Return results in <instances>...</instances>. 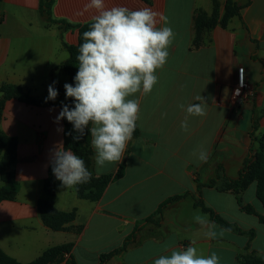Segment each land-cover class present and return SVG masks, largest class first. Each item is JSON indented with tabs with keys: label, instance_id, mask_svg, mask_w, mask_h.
I'll use <instances>...</instances> for the list:
<instances>
[{
	"label": "crops",
	"instance_id": "obj_1",
	"mask_svg": "<svg viewBox=\"0 0 264 264\" xmlns=\"http://www.w3.org/2000/svg\"><path fill=\"white\" fill-rule=\"evenodd\" d=\"M242 6L246 0H233ZM106 8L130 10L149 8L167 18L174 36L169 56L149 94L137 93L139 119L121 161L106 163L97 171L92 149L89 171L94 178L111 176L97 201L79 199L76 186L65 187L54 176V193L49 197L59 212L74 218L54 231L42 223L37 208L44 195V182L52 165V153L62 142L63 122H55L58 104L66 99L68 77L59 65L68 58V46L77 43V28L61 32L38 13V0H0V85L13 84L38 100L48 96L55 81L60 95L49 107L7 100L0 115V130L16 140L13 170L17 187L14 197L0 203V250L16 262L30 263L47 249L72 244L75 264H98L99 255L117 248L132 233L134 225L150 215L170 197L190 193L243 233L226 231L207 214L192 206L191 196L166 206L159 225L145 224L136 237L139 244L112 256L107 264H152L173 248L183 249L195 241L198 255L215 252L219 264H243L248 254L264 258V226L256 216L240 210L235 196L213 187H201L216 177L217 166L236 179L245 158L256 150L255 137L264 129V0H250L241 11L242 22L232 18L217 24L194 43L197 11L211 14V0H104ZM219 18L225 0H219ZM88 0H54L51 17L77 26L92 21L96 9H86ZM159 20V17H157ZM165 26L163 21L158 28ZM242 50L260 67L245 70ZM263 62V64L261 63ZM242 65L245 79L253 87L248 102H233L235 70ZM206 115L189 116L187 131L181 128L186 108L202 103ZM0 93V100H1ZM180 105H184L181 108ZM256 127L257 130H254ZM62 129V131H58ZM206 150V162L198 160ZM195 153V155H194ZM123 167L122 175L114 178ZM4 184L0 180V187ZM240 197L262 213L250 184ZM199 218V219H198ZM203 221V223H201ZM214 231L211 238L207 231ZM253 230L250 239L247 232ZM59 264H65L61 262Z\"/></svg>",
	"mask_w": 264,
	"mask_h": 264
},
{
	"label": "clouds",
	"instance_id": "obj_2",
	"mask_svg": "<svg viewBox=\"0 0 264 264\" xmlns=\"http://www.w3.org/2000/svg\"><path fill=\"white\" fill-rule=\"evenodd\" d=\"M85 8L96 9L97 14L93 17L90 30L83 33L84 42L76 57L79 64L74 78L76 84L64 85L66 96L75 99V107L70 110L63 105L55 122L59 123L65 118L71 122L80 133V136L74 137L75 140H79L85 128L91 125V145L99 171L106 163L122 160L140 112L139 100L129 97L152 91L158 80L156 71L167 62L174 33L168 26L167 18L149 8H106L104 0H88ZM160 21L165 26L158 28ZM244 75L241 68V87ZM55 83L53 81L48 86L45 102L57 98ZM236 94H239V88ZM195 99L202 103L187 106V115L181 123L185 131L189 116L206 115L205 99L201 95ZM180 107L184 108V105ZM207 159V151L201 150L198 160L206 162ZM51 162L54 176L65 187L87 183L91 179L92 174L84 160L71 150H66L62 142L56 145ZM206 235L214 238L216 233L209 230ZM195 243L192 241L183 249L173 248L170 254L155 258L152 264H219L215 252L208 256L198 255Z\"/></svg>",
	"mask_w": 264,
	"mask_h": 264
},
{
	"label": "trees",
	"instance_id": "obj_3",
	"mask_svg": "<svg viewBox=\"0 0 264 264\" xmlns=\"http://www.w3.org/2000/svg\"><path fill=\"white\" fill-rule=\"evenodd\" d=\"M239 6L233 0H225L223 14L219 18L220 2L219 0H211L212 11L210 15H207L203 11H199L198 16L195 19V38L194 43L197 45L201 42V35L217 24L221 26H226L229 21L237 17L242 22L241 11L250 3V0ZM54 4V0H38V13L44 22L48 24H57L60 26L61 32L69 29L77 28V43L73 46H68L62 42L63 47L67 50L68 58L59 67L63 69L68 77V84L75 86V76L78 72L79 64L76 60L79 54V47L84 42L83 33L90 30L91 24L93 22L89 21L82 25H71L64 20H55L51 17V10ZM0 22H3L2 17H0ZM242 25L244 23L242 22ZM263 64V62L261 61ZM58 91L57 98L53 100H38L29 95L27 91H24L21 87L13 84L2 83L0 85V115L4 108V104L7 100L15 99L19 102L25 103L27 105L37 106V107H49L56 104V101L60 95V92L56 86H54ZM66 94V90H65ZM67 105L69 109H74L75 99L72 97H67L63 103L58 104L59 111L62 110V106ZM63 122V134H62V144L66 150H71L75 155L79 156L84 160L85 166L89 170L90 160L92 156L91 149V134L89 128L91 125L85 128L83 136L79 140H75L74 137L80 136V133L74 129V126L67 119H62ZM16 162V140L13 137L6 135L2 130H0V180L4 184L0 187V203L5 200H10L14 197L16 193V177L13 170V166ZM123 167L120 166V170L117 172L114 178H118L122 175ZM54 174L52 172V165L49 166L47 171V177L44 182V197L38 200L37 208L40 213L42 223L47 228L58 231L67 222H70L74 215L69 213H62L57 211L51 204L49 197L54 193ZM111 176H105L101 178L91 179L87 183L77 184L76 195L79 199L97 201L102 196L106 186L112 181ZM250 184L255 185V197L260 203L262 208V213H258L249 204H243L240 194L248 188ZM213 187L219 192H230L235 196L237 205L240 210L246 214H251L257 217L258 222L264 226V153L257 152L250 157L244 159L242 163V168L238 173L236 179H229L224 175L222 166H217L216 177L212 178L205 184H198L196 192L200 197L201 187ZM186 196H191L192 206L199 209L202 213L207 214L208 217L216 223L220 228L231 231L235 233L242 234L243 232L233 223L224 220L222 217L216 215L214 211L206 207L200 198H196L190 193H185L183 195H177L170 197L162 202L156 211L140 220L134 225L132 233L123 239L121 244L107 252L99 255L98 264H107L108 260L115 255H118L127 249L139 244L141 239L136 237V234L142 230L145 224L159 225L161 211L172 204L173 202L184 199ZM248 237L251 239L254 236V231L250 230L247 232ZM72 244H63L51 247L47 249L39 258L36 260L26 263V264H59L64 262L65 264H75V260L71 254ZM243 264H264L263 257L251 256L248 254H243L241 256ZM0 264H21L16 262L14 259L5 255L0 250Z\"/></svg>",
	"mask_w": 264,
	"mask_h": 264
},
{
	"label": "built area",
	"instance_id": "obj_4",
	"mask_svg": "<svg viewBox=\"0 0 264 264\" xmlns=\"http://www.w3.org/2000/svg\"><path fill=\"white\" fill-rule=\"evenodd\" d=\"M243 68L242 65L237 66L235 70L236 75V88L232 94V101L233 102H246L253 96V87L249 85L245 79L244 75V84L240 86V69ZM244 69V68H243ZM239 88V94H236V90Z\"/></svg>",
	"mask_w": 264,
	"mask_h": 264
},
{
	"label": "rangeland",
	"instance_id": "obj_5",
	"mask_svg": "<svg viewBox=\"0 0 264 264\" xmlns=\"http://www.w3.org/2000/svg\"><path fill=\"white\" fill-rule=\"evenodd\" d=\"M198 14H199V11L196 12V17L198 16ZM196 17H195V19H196ZM242 54H246L244 50H242ZM245 61L247 63L246 64L247 66L245 68L246 71L249 70V69L250 70L254 69V65H255V67H260L261 68V64L258 61L253 62L251 59H249L247 54L245 55ZM246 102H248V100ZM254 130H257L256 127L254 128ZM255 143H256V150L254 151L253 154H255L257 152L264 153V129H261L260 132L257 133V136L255 137Z\"/></svg>",
	"mask_w": 264,
	"mask_h": 264
}]
</instances>
